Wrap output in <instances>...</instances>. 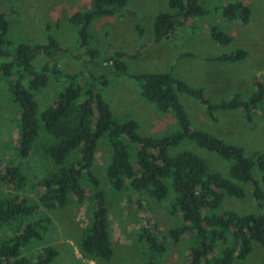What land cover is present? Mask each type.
Here are the masks:
<instances>
[{
    "label": "trees",
    "instance_id": "obj_1",
    "mask_svg": "<svg viewBox=\"0 0 264 264\" xmlns=\"http://www.w3.org/2000/svg\"><path fill=\"white\" fill-rule=\"evenodd\" d=\"M167 1L171 11H161L153 17L154 41L169 37L181 21L207 11L200 7L198 0ZM126 2L90 0L87 10L75 11L68 17L69 23L76 28L75 42L89 56L85 67L75 73L63 71L52 57L53 51L62 52L63 49L51 37L47 44L32 46L6 38L7 22L0 13V56L8 57L7 61L0 62V75L8 79V90L19 107L17 153L25 158L32 152L41 123L51 137L42 145V154L54 166L38 181L41 189L35 200L11 194L0 196V264H49L54 259L57 251L49 245L43 246L34 256L24 255L21 249L30 240L43 238L51 222V209L85 200L82 177L91 188L92 209L80 231L78 252L95 262L110 259L113 250L107 231L105 198L91 172L101 137H105L110 150L105 176L113 189H129L156 201L172 191L168 211L177 213L178 220L166 228L165 234L172 242L179 241L184 235L190 239L181 264H247L246 258L254 242L264 250V214L238 213L222 205L226 197H245L244 186L250 187L255 201H264V152H247L193 127L178 97V93H184L195 98L212 120L216 111L238 110L246 120L259 112L264 122V72L253 77V90L246 97L235 93L217 101L208 100L201 87L191 86L169 72L133 74L140 95L155 104L158 110L171 111L179 127L160 137L139 133L135 120H120L113 116L101 92L109 78L104 72L98 75L100 64L110 65L109 70L114 73H125L126 65L120 60L122 52L96 62L98 52L90 46L88 32L93 19L112 15ZM221 13L224 18H238L243 23L248 22L250 15L249 8L240 0L224 4ZM211 36L220 45L231 40L227 33L216 28H212ZM38 55H44L46 59L36 61ZM245 55V50L237 48L211 60L232 62ZM76 56L82 59L79 52ZM49 78L63 80L66 85L37 114L35 93ZM181 139H190L198 147L228 161L227 176L210 168L205 160L189 150L169 154V148ZM253 168L257 169L258 178L253 176ZM25 180L18 165L10 164L0 171V182L15 191L24 186ZM149 230L140 227L138 238H143L147 251L151 250L155 257L165 251L166 244L157 241Z\"/></svg>",
    "mask_w": 264,
    "mask_h": 264
},
{
    "label": "rangeland",
    "instance_id": "obj_2",
    "mask_svg": "<svg viewBox=\"0 0 264 264\" xmlns=\"http://www.w3.org/2000/svg\"><path fill=\"white\" fill-rule=\"evenodd\" d=\"M236 0H198L207 10L181 21L167 38L153 40L152 22L156 13L171 11L167 0H127L125 5L110 16L97 17L88 28L90 46L97 49V61L122 52L120 60L126 65L125 73L110 71V65H101L98 75L106 73L109 82L103 87L102 96L113 116L137 122L138 132L160 137L179 129L171 111H160L152 102L139 93L137 82L132 78L139 72H169L194 87H201L210 101L226 99L237 93L246 97L252 90V79L264 72V0H240L250 11L248 22L222 16L224 4ZM90 0H0V13L7 22L5 37L15 43L26 45L47 44L49 37L60 43L62 52L53 51L52 57L65 72L82 70L89 56L75 42L76 28L68 21L75 11L87 10ZM212 28L227 33L231 40L220 45L211 36ZM246 51L238 61L220 62L211 60L234 49ZM80 53L82 59L76 55ZM8 57L0 56V62ZM46 59L38 55L37 60ZM41 63V62H40ZM63 79V78H62ZM8 79L0 75V171L10 164L18 165L25 174L24 186L15 191L10 185L0 182V196L11 194L18 198L26 196L35 200L39 195L38 181L52 171L54 166L42 154L41 147L51 137L40 123L38 135L33 141L32 152L25 158L17 153L19 107L8 90ZM49 78L47 84L35 93L37 114L52 102L55 93L66 83ZM179 101L193 127L242 147L245 151L264 152V122L259 112L250 120L236 111H216L214 120L204 106L195 98L178 93ZM189 150L206 161L210 168L224 176L228 174L229 162L206 148L198 147L190 139H181L169 148V154ZM133 155V153L131 152ZM110 157L105 137L97 142L91 172L98 180L107 208V231L113 254L107 261L95 262L83 258L77 249L80 231L87 222L92 201L91 188L86 178H81L85 188V200L69 203L64 208L49 211L51 222L41 240H30L21 249L26 256H34L43 246L49 245L57 255L49 264H181L187 254L190 239L184 235L177 242L166 237L165 230L178 220L177 213L168 211L172 191L160 201L129 189L117 191L111 187L105 167ZM252 174L258 178V171ZM246 195L235 199H223V207L238 213L259 212L264 214V201H255L249 186H244ZM177 223V222H176ZM140 227L149 228L157 241H164L165 251L152 255L147 251L143 238H138ZM0 234L2 231L0 229ZM264 250L253 243L246 258L247 264H263Z\"/></svg>",
    "mask_w": 264,
    "mask_h": 264
}]
</instances>
